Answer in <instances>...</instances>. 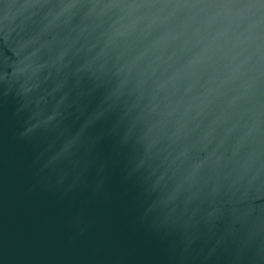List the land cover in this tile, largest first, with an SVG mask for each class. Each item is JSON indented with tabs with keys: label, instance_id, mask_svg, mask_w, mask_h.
<instances>
[{
	"label": "water",
	"instance_id": "95a60500",
	"mask_svg": "<svg viewBox=\"0 0 264 264\" xmlns=\"http://www.w3.org/2000/svg\"><path fill=\"white\" fill-rule=\"evenodd\" d=\"M0 264H264V0H0Z\"/></svg>",
	"mask_w": 264,
	"mask_h": 264
}]
</instances>
